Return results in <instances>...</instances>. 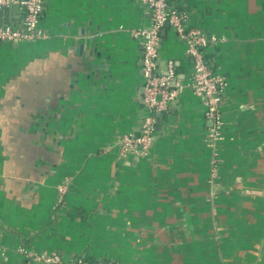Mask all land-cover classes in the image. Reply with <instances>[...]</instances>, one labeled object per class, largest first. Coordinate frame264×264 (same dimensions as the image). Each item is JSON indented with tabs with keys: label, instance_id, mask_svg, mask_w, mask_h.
Instances as JSON below:
<instances>
[{
	"label": "crops",
	"instance_id": "obj_1",
	"mask_svg": "<svg viewBox=\"0 0 264 264\" xmlns=\"http://www.w3.org/2000/svg\"><path fill=\"white\" fill-rule=\"evenodd\" d=\"M169 3L186 27L223 38L204 50L224 83L215 157L172 28L158 67L172 60L181 90L135 156L120 141L143 115L130 30L148 8L42 0L36 37L0 44V264H30L19 247L62 262L264 264V0Z\"/></svg>",
	"mask_w": 264,
	"mask_h": 264
},
{
	"label": "built area",
	"instance_id": "obj_2",
	"mask_svg": "<svg viewBox=\"0 0 264 264\" xmlns=\"http://www.w3.org/2000/svg\"><path fill=\"white\" fill-rule=\"evenodd\" d=\"M139 1L148 8L149 22L146 26L131 29L130 34L141 43L143 115L138 134L126 135L121 139V152H129L135 156L146 152L153 138L156 114L165 109L166 104L181 90V85L176 81L173 61L166 60L162 69L158 67L160 32L166 23L185 45V54L191 65L189 87L195 96L203 100L202 115L207 122L205 141L214 158L216 153L213 149L221 137L219 106L224 83L220 77L212 74L204 50L217 45L223 38L205 34L198 28L186 27L183 15L170 5L169 0ZM10 7L16 11L12 15L15 18L10 23L0 22V44L33 40L38 33L37 23L42 0H0V9ZM214 175L212 168L210 179L214 178ZM58 191L62 194L63 186L59 187ZM17 252L30 260V264H117L85 259L62 262L53 252L38 253L23 247L17 248Z\"/></svg>",
	"mask_w": 264,
	"mask_h": 264
},
{
	"label": "trees",
	"instance_id": "obj_3",
	"mask_svg": "<svg viewBox=\"0 0 264 264\" xmlns=\"http://www.w3.org/2000/svg\"><path fill=\"white\" fill-rule=\"evenodd\" d=\"M15 14L14 8H4L0 9V22L1 23H10L11 20L15 17H12V15Z\"/></svg>",
	"mask_w": 264,
	"mask_h": 264
},
{
	"label": "water",
	"instance_id": "obj_4",
	"mask_svg": "<svg viewBox=\"0 0 264 264\" xmlns=\"http://www.w3.org/2000/svg\"><path fill=\"white\" fill-rule=\"evenodd\" d=\"M165 25H167V24L165 23ZM87 60L92 61V60H93V57H91V56H90V57H87ZM87 67H88L89 69H95L96 66H95L94 64L91 63L90 65L88 64ZM162 112H163V111H160V112H158L156 115H157L158 117H160V114H162Z\"/></svg>",
	"mask_w": 264,
	"mask_h": 264
}]
</instances>
